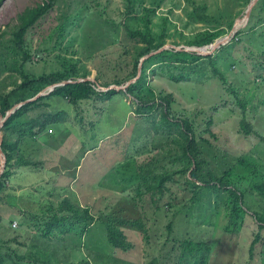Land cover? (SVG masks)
I'll use <instances>...</instances> for the list:
<instances>
[{"label": "rangeland", "instance_id": "1", "mask_svg": "<svg viewBox=\"0 0 264 264\" xmlns=\"http://www.w3.org/2000/svg\"><path fill=\"white\" fill-rule=\"evenodd\" d=\"M41 1L0 0V35L12 37V32L19 25L18 15ZM134 1L133 13L125 15L123 0H56L53 11L41 21L33 36L28 34L25 39V49L29 50L32 60L26 65L28 75L38 77L63 70L69 75L76 74L77 77L72 79L75 81L88 74L86 78L94 79L99 86H110L117 80L123 82L122 86L131 80L127 76L132 72L134 57L142 47L138 38L127 35L124 31L126 27L132 31L148 30L156 39L165 28L169 35L165 45L182 49L195 47L187 43L199 33L211 29L201 22L184 28L188 19L185 10L191 7L187 0H160L158 6L152 0ZM193 1L195 6L205 7L206 14L214 20L211 26L217 25L215 20H220L222 16H225L224 24L226 21L234 23L235 19L243 16L248 5L244 0ZM156 6L154 14H148ZM254 14L258 16L254 23L258 24L251 26L250 31H246L247 26L239 29L242 33L238 37L242 42L229 41L225 44L229 45L226 56L233 69L224 84L217 78H209V75L197 80L199 82L179 83L156 75L147 77V87L150 85L154 89L147 97L172 94L174 103L171 113L177 119H190L197 128L196 138L200 141L205 138L210 143L207 144L210 153L201 149L207 153H204L205 170L221 175L230 167L237 177L246 176L245 188H254V192L244 199H258L255 192H264V141L261 140V137L264 138V71L259 66L264 63V6H258ZM62 26L63 30L59 31ZM214 31H222V26ZM229 32L220 33L217 39L229 37ZM166 50L180 52L172 47ZM153 53L152 56L158 54L156 51ZM226 56L218 57V63ZM11 62L7 59L5 66L0 67H7L0 72V88L6 90H11L21 80ZM71 65L76 68L73 72ZM94 86L95 91L103 92ZM233 91L237 92L239 100L249 103L253 115L245 120L258 135L240 133L242 115ZM145 92H142L143 95ZM46 102L49 107L44 110L53 114L64 113V122L48 128L53 130V134H48L47 130L48 133L40 137L44 145L40 141L26 144L23 154L35 167L15 170L7 191L3 190L4 198L1 195L0 238H15L11 245L19 254L27 252L28 245H35L32 241L35 230L31 229L30 233L20 230L19 221L30 225L33 215H51L53 209L67 201L76 207H88L95 217L122 209L123 217L142 218L145 225L144 232L124 229L131 251L122 252L107 244L104 226L100 222L95 223L89 227L83 242L86 248L70 250L67 247L64 250L70 264L91 260L87 252L92 249L140 264H185L177 260L180 255L176 249L177 241L211 243L213 239H216V246L208 264H264V249L260 244L256 245L253 259H250L248 247L258 231L250 216L245 217L243 230L238 235L231 236L224 231L229 223V211L222 204L228 200L223 188L217 191L219 199L214 198V189H206L204 199H198L184 208L178 206L171 209L166 207L169 192L154 204L149 200V194L134 196L131 188L125 193L118 185L115 192L110 190L113 182L118 181L119 170L123 169L121 166L127 165L131 156L147 150L151 136L155 134L152 122L155 120L157 123L159 114L154 119L136 114V100L124 93L113 94L107 100L80 101L76 105L60 98H50ZM173 130L177 134L176 129ZM158 134L162 135L161 132ZM162 140L155 136L153 143L158 145ZM168 142L170 149L177 147L176 141L169 139ZM156 155L158 153L151 156ZM164 155L161 152L158 157L163 158ZM241 159L247 162L241 164ZM70 164L73 168L65 169L66 174H62L61 169ZM78 171V181L71 186ZM171 192L178 198L184 195L188 198L186 192L177 190L173 185ZM128 195L135 198L134 204H129ZM216 203L219 204L218 209L214 207ZM253 203L250 202V206ZM10 217L15 222L10 223L9 229ZM169 221H173L171 232L165 229ZM262 233L264 236V231ZM62 237L45 239L50 245L48 249L59 247L60 243L67 244V241L61 240Z\"/></svg>", "mask_w": 264, "mask_h": 264}, {"label": "trees", "instance_id": "2", "mask_svg": "<svg viewBox=\"0 0 264 264\" xmlns=\"http://www.w3.org/2000/svg\"><path fill=\"white\" fill-rule=\"evenodd\" d=\"M55 1L42 0L35 7L26 8L17 17L19 25L12 32V37L5 38L2 37V34L0 35V67L5 66L7 59H11L12 62L10 65L16 66V71L21 79L11 90L0 88V117L2 118L9 109L35 97L43 89L77 77L76 74L69 75L63 72V70L58 71V73H50L38 77H32L26 71V65L32 63V60L29 50L25 49V39L28 34L33 36L34 30L40 26L41 21L53 11ZM123 1L126 4L125 15H131L133 13L132 6L135 1ZM152 1L157 6L160 3V0ZM249 1L244 0V3L247 5ZM187 3L191 7L185 10L188 19L184 24V28L187 29L189 25L197 22L205 23L206 28L211 27V29L199 33L198 37L193 41L188 42L187 44H191L189 46L202 47L212 44L219 37L220 33L226 34L231 30L233 21H226L224 24L222 21L225 20V16H222L220 20H215L217 25L211 26L214 20L206 14L205 7L200 5L195 6L193 0H187ZM157 6L150 9L148 14H154L155 9L158 8ZM258 6L263 7L264 0H258L253 6L246 31H250L251 26L254 27L258 24L254 23L258 19V16L254 14ZM220 26H222V31H214ZM63 28L64 26L59 31L63 30ZM124 31L129 37L138 38L139 43L142 44L141 49L134 57V63L131 68L132 72L127 76V78L131 77L132 79L136 76L139 60L143 56L163 47L169 35H167L165 28L159 37H157L158 39L153 37L148 30L146 32L132 31L126 27ZM240 33H242L240 30L235 33L231 39L233 43L235 41L238 44L242 42L238 37ZM228 46L222 45L216 49L217 51L215 50L207 56H200L186 51L172 52L171 50H164L143 61L139 79L129 85L124 92H116L115 90L97 92L94 89L95 84L91 82L67 84L56 87L51 93L16 109L1 128V151L5 156V167L0 176V204L1 195L3 190L7 191L8 182L12 173L22 167H35L29 160H26L23 154L26 144H33L40 141L44 145L40 137L46 135L48 133L47 130H52L48 129L50 126L64 122V113L53 114L44 110L49 107V104L46 102L47 100L50 98H60L66 100L70 105H76L80 101H89L91 99L107 100L113 94L124 93L136 100V114L150 116L153 119L158 114L160 117L157 123L155 120L152 122V129L155 134L151 136V142L147 146V150L141 154H136V156H131L127 165L121 166L123 169L120 168L119 171L121 172L117 175L118 181L116 182L121 192H129L128 188H131L134 196L140 197L143 194H149V200L154 204L161 201L166 193L169 192L166 207L171 209L178 206L184 208L185 206H190L192 202H197L198 199H204L206 197V189H214L216 192L214 193V198L219 199L221 197L217 194V191L219 188H223L227 194L225 199H228L226 201L228 204L225 201L222 204L229 211V223L223 228L224 231L231 236L238 235L243 230L246 216L252 218L258 229L248 247L250 259H253L252 256L254 255L257 244H260L264 249V236L262 233L264 231V192H255L258 199H244L247 194L249 195L250 192H254V188H245L247 182L246 176L237 177L235 174H232L230 167H227V170H224L221 175L205 170L206 161L204 153L206 152H202V150H208L210 153L211 149L207 145L210 143L205 138L201 139L202 141L196 138L197 128L190 119H177L171 113L172 104L174 103L172 94L162 95L157 98L147 97L148 94L154 91L152 86L148 85L147 87V77L150 75L163 77L173 83L199 82L197 80L209 75V78H217L224 84L227 79L226 76L233 69L230 64V59L226 56ZM220 56H226V58L222 59L219 64L218 57ZM259 66L264 71V63ZM6 69L7 67L0 69V72ZM70 69L73 72L76 68L74 65H71ZM233 73H231V76ZM87 76L88 74H84L80 78H86ZM122 83V81L117 80L115 84L113 82V85L120 86ZM101 86L107 87L109 84H103ZM142 92H145V95ZM233 96L238 99L237 92L233 91ZM236 103L240 107L242 115L239 124L240 133L249 135L253 132V134L258 135L245 120L247 117L253 115L250 111L249 103L239 99ZM173 128L176 129L177 134H175ZM159 132L162 135L158 134ZM155 136L163 139L158 145L157 143H153ZM55 138H57V135ZM169 139L172 142H177L176 148H169ZM261 140L264 141V138L261 137ZM161 152L165 153L163 158L158 157ZM154 153H158V155L151 156ZM160 161H164V163L159 164ZM245 162L247 160H240L241 164H245ZM157 164L159 165L157 166ZM211 183L213 185H210ZM172 185L177 190L186 192L188 198H185V195L182 198H178L176 194H172ZM155 196L156 199H154ZM2 198H4V195H2ZM128 198H130L128 199L129 204H134L133 199L135 198L130 195H128ZM253 201L255 203L250 206L249 203ZM218 206L219 204L216 203L214 207L218 209ZM114 211L100 213L95 217L90 213L88 207H76L64 201L60 206H57V208L51 211V215L43 214L38 215V217L33 215L32 220L30 219V225H24L23 222L19 221V229L21 228L28 233L31 232V229L35 230L32 237L35 245H28V251L24 254H19L18 250L11 245L13 241H16L15 238L10 240L0 238V264H70L68 263V256L64 253V250L67 247L70 250H79L81 247L86 248L83 242L88 234V229L97 222H100L104 226L106 242L109 246L118 251L129 252L131 251V246L127 242L124 229L144 232L145 225L143 219L138 217H123L122 209L117 212ZM173 218L174 215H172ZM189 220L191 221V219ZM238 220L239 223H237ZM13 221L14 218H11L7 226ZM172 224L173 221H169L165 225V229L168 232H171ZM230 225L233 226L229 227ZM6 232H8L7 229ZM60 235L63 236L61 240H64L63 242L67 241V244L60 243L59 247L53 246L49 250L50 245L47 243L48 239ZM214 240L216 239L211 240V243L188 240L177 241L176 249L180 251L177 260L183 261L185 264H208L216 246ZM242 244L240 245L241 247ZM87 253L88 256H91V260L82 261L83 263L80 264H140L120 259L111 254H103L93 249ZM262 255L264 260V253Z\"/></svg>", "mask_w": 264, "mask_h": 264}, {"label": "water", "instance_id": "3", "mask_svg": "<svg viewBox=\"0 0 264 264\" xmlns=\"http://www.w3.org/2000/svg\"><path fill=\"white\" fill-rule=\"evenodd\" d=\"M256 2H257V0H250L248 5H247V8H246V10H245V12L243 14V16L241 18L235 19V21H234V23L232 25V28H231V30L229 32V37L227 36V37H224V38L217 39L216 41L213 42V44H211L209 46H205V47H200V48L188 47V48L182 49V48H179V47L175 48V47H173L171 45H165V46L161 47L160 49H158L156 51V53L164 51V50L168 49V47H170V48L172 47L173 49H175L177 51L193 52V53H195L197 55H200V56H207V55L212 54L220 46L227 44L233 38L235 33L240 28H243V27L247 26L251 10H252V8H253V6L255 5ZM239 25H242V26L240 28H236V27H239ZM230 36H232V37H230ZM153 54H154L153 52L149 53L148 55H145V56H143L140 59L139 64L137 66L136 76L133 79L127 81L122 86L110 85V86H108L106 88H103V87L99 86V84L92 78H82V79H79L77 81H75V80H66V81H62V82L56 83L54 85H51V86L43 89L38 94H36L35 97H33L31 99H28V100H26L24 102H21V103L15 105L14 107H12L11 109H9L6 112V114H5V116L3 118L0 117V175L3 173L4 167H5V156L2 153V151H1V142H2L1 128H2V126L4 124V122L11 116V114L14 113V111L16 109H18L19 107H21L22 105H24L26 103H30L32 101H35L39 97H42V96H45V95L51 93L56 87L64 86V85H67V84H74V83H81V82H91V83H94L96 85V87L101 89V91H103V92L109 91V90H116V91L124 90L125 91V89L130 84H133L137 79H139V77L141 75V66H142L143 61L146 60L147 58H149L150 56H152Z\"/></svg>", "mask_w": 264, "mask_h": 264}, {"label": "crops", "instance_id": "4", "mask_svg": "<svg viewBox=\"0 0 264 264\" xmlns=\"http://www.w3.org/2000/svg\"><path fill=\"white\" fill-rule=\"evenodd\" d=\"M70 167H72L73 168V166L70 164L68 167H64L63 169H61V172H62V174H66V171H64L65 169H67V168H70ZM48 172H50L51 173V171H48ZM78 175H79V171H78V174H77V178L75 177V178H73L72 179V181H71V186L74 184V183H76L77 181H78ZM116 181L115 182H113V188H111L110 190H114V192H115V187H116ZM50 195H51V193H50ZM93 198V197H92ZM89 199V198H88Z\"/></svg>", "mask_w": 264, "mask_h": 264}, {"label": "bare ground", "instance_id": "5", "mask_svg": "<svg viewBox=\"0 0 264 264\" xmlns=\"http://www.w3.org/2000/svg\"><path fill=\"white\" fill-rule=\"evenodd\" d=\"M242 25H239V27H236V28H240Z\"/></svg>", "mask_w": 264, "mask_h": 264}, {"label": "built area", "instance_id": "6", "mask_svg": "<svg viewBox=\"0 0 264 264\" xmlns=\"http://www.w3.org/2000/svg\"><path fill=\"white\" fill-rule=\"evenodd\" d=\"M48 132H50V133H51V132H52V130H48Z\"/></svg>", "mask_w": 264, "mask_h": 264}, {"label": "clouds", "instance_id": "7", "mask_svg": "<svg viewBox=\"0 0 264 264\" xmlns=\"http://www.w3.org/2000/svg\"><path fill=\"white\" fill-rule=\"evenodd\" d=\"M239 31V30H238ZM231 41V40H230ZM213 44V43H212Z\"/></svg>", "mask_w": 264, "mask_h": 264}]
</instances>
